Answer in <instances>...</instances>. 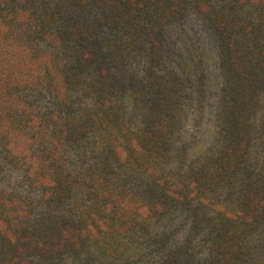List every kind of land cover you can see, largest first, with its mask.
Returning <instances> with one entry per match:
<instances>
[{"label": "rangeland", "instance_id": "rangeland-1", "mask_svg": "<svg viewBox=\"0 0 264 264\" xmlns=\"http://www.w3.org/2000/svg\"><path fill=\"white\" fill-rule=\"evenodd\" d=\"M109 2L0 0V264H264V0Z\"/></svg>", "mask_w": 264, "mask_h": 264}, {"label": "trees", "instance_id": "trees-1", "mask_svg": "<svg viewBox=\"0 0 264 264\" xmlns=\"http://www.w3.org/2000/svg\"><path fill=\"white\" fill-rule=\"evenodd\" d=\"M110 2L113 1V0H109ZM108 3L107 4V7H105V11H111L112 8L110 7L112 4L111 3ZM116 7V6H115ZM87 25V24H86ZM82 28H79L78 24L74 25V26H71L69 28H67L65 30V34H66V37L68 38V42H74V43H79V47L82 49V52H84V50L87 51V54L85 55L84 53H82L81 55V60L83 61V56H85V58H94V50L92 49L91 45L89 44V32L87 31V29L81 31ZM92 38V37H91ZM87 40V41H86ZM89 44V45H88ZM226 46V44H225ZM227 50V48H226ZM222 51V49H221ZM80 59H78L79 61ZM77 61V66L79 67V63ZM102 65H100L101 67ZM101 91V90H100Z\"/></svg>", "mask_w": 264, "mask_h": 264}]
</instances>
